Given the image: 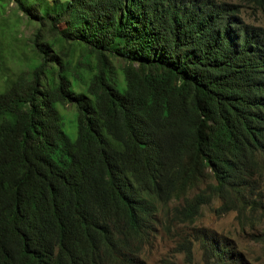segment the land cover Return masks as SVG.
<instances>
[{
  "label": "trees",
  "instance_id": "trees-1",
  "mask_svg": "<svg viewBox=\"0 0 264 264\" xmlns=\"http://www.w3.org/2000/svg\"><path fill=\"white\" fill-rule=\"evenodd\" d=\"M10 3L28 23L63 24L55 43L72 49L49 56L40 29L23 62L0 43V264H142L168 209L192 224L212 201L219 214L263 208L264 29L240 6L0 0V13ZM110 59L125 62L120 78ZM195 238L211 264H241Z\"/></svg>",
  "mask_w": 264,
  "mask_h": 264
},
{
  "label": "rangeland",
  "instance_id": "rangeland-1",
  "mask_svg": "<svg viewBox=\"0 0 264 264\" xmlns=\"http://www.w3.org/2000/svg\"><path fill=\"white\" fill-rule=\"evenodd\" d=\"M220 1L240 6L239 10L245 22L264 29V12L250 8L241 0ZM21 16L13 3L5 6L3 12L0 13V43L4 55L6 53L11 55L13 52V57L16 60L22 57L21 61L23 62L28 56L27 49L32 47L34 34L40 29L39 40L41 42L51 44L54 41L48 55L53 56L56 52L61 61L69 58L72 46L67 43H55L57 40L55 35L64 29L63 24L57 25L56 30L58 31L52 32L47 26L40 27L37 23H28ZM18 18L21 21L15 26V22L19 21ZM8 27L13 30H6ZM80 52L81 50L75 51L73 57L76 58ZM109 63L111 74L120 78V72L125 66V62L121 59H110ZM58 107L64 131L73 140L75 138V120L70 119L73 118L75 109L71 105ZM211 183L213 180L207 177L199 183L197 189L204 190L208 185L211 186ZM192 194L188 193L185 197L192 196ZM178 201L172 200L169 205L175 206ZM219 206V201L202 205L200 216L192 224H182L175 220L170 209L167 210L166 219L162 217L161 213L158 233L151 244L143 250L142 264H211L208 259H203L201 246L196 241L195 237L199 230H204L216 243L233 248L241 255V261L245 264H264V244L258 239V235L264 230V209L261 210L262 215L238 211L218 214ZM166 224L169 226L168 230Z\"/></svg>",
  "mask_w": 264,
  "mask_h": 264
},
{
  "label": "clouds",
  "instance_id": "clouds-1",
  "mask_svg": "<svg viewBox=\"0 0 264 264\" xmlns=\"http://www.w3.org/2000/svg\"><path fill=\"white\" fill-rule=\"evenodd\" d=\"M219 204L221 205V203L219 202ZM220 207V206H219ZM218 207V208H219ZM262 209H264V207L262 208ZM261 208L258 210V211H254V212H251L250 210H248V209H245V210H242V211H239V210H231V211H238V212H249V213H254V214H257V213H259V214H261L262 215V212H261V210H262ZM217 212H218V209H217ZM229 212V211H228ZM227 213V212H226ZM219 214V213H218ZM225 214V213H224ZM204 233L205 234H207L205 231H204ZM208 235V234H207ZM209 236V235H208ZM210 241H211V243L212 244H214V245H218V244H220V245H223V246H225L226 248H230V246H227V245H225V244H222V243H216L215 242V240L210 236ZM201 241H202V238H201ZM202 244V243H201ZM200 244V246H201V250H202V256H203V249H202V245ZM231 249V251L233 252V257L235 256L236 257V254H239V253H237V252H235L234 250H233V248H230ZM240 261H241V255L239 254V258H238ZM205 260H207V259H205ZM210 262V261H209ZM211 263V262H210ZM241 264H245V262H243V261H241Z\"/></svg>",
  "mask_w": 264,
  "mask_h": 264
}]
</instances>
